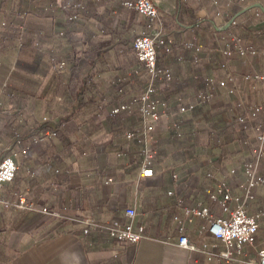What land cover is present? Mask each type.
I'll return each instance as SVG.
<instances>
[{"label":"crops","instance_id":"crops-1","mask_svg":"<svg viewBox=\"0 0 264 264\" xmlns=\"http://www.w3.org/2000/svg\"><path fill=\"white\" fill-rule=\"evenodd\" d=\"M68 1L67 12L59 0H4L0 11V22L27 17L28 38L37 44L19 48L12 32L0 30V108L13 112L8 118L17 119L12 128L8 120L2 121L0 129L5 126L9 134L14 133L18 147L31 144L16 159L14 179L2 187L0 264H246L258 260L251 246L229 261L208 258L200 244L207 242L211 248L218 242L202 229L212 217L228 215L222 210L217 184L223 181L232 195L242 199L244 163L252 162L264 176V153L258 154L256 139L260 133L264 137L261 116L253 129L244 130L236 121L237 98L249 105L264 103V0H153L158 8L156 27L169 44L167 51L157 47V69L168 68L172 76L168 82L156 79L155 86L161 83L160 95L173 113L164 114L148 133L154 154L149 176L140 172L144 137L139 118L124 113L121 126L106 119L117 100L118 81L125 85L120 102L144 88L146 72L133 63L135 55L127 44L148 30L146 19L127 8L125 0ZM26 7L30 12L17 16ZM10 11L16 15L8 16ZM92 43L99 51L107 49L108 63L99 57L91 68L83 66L73 77L74 52L81 54ZM237 45L257 52L230 56L223 66L222 50ZM49 61H56L57 71ZM89 70L93 73L86 79ZM229 72L234 73L231 81L225 86L216 83ZM230 84L234 92L227 91ZM83 85L89 86L94 105L76 106L80 99L70 87ZM198 93L211 98L200 101ZM191 100L196 104L193 109L176 112ZM44 120L59 125L61 138L29 142ZM129 131L135 136L128 137ZM206 189L217 197L211 199ZM19 197L32 205L14 206ZM198 202L208 207L209 214L182 222L183 232L196 245L191 249L179 245L181 231L174 216L184 219L183 207ZM126 206L136 209L133 223L144 226L137 243L114 239L106 230L113 219L130 221ZM243 206L247 213L258 215L255 247H264V183Z\"/></svg>","mask_w":264,"mask_h":264},{"label":"built area","instance_id":"built-area-1","mask_svg":"<svg viewBox=\"0 0 264 264\" xmlns=\"http://www.w3.org/2000/svg\"><path fill=\"white\" fill-rule=\"evenodd\" d=\"M123 4L130 9L135 10L146 19V27L148 30L142 31L134 35L132 39V48L134 50L136 58L142 62L144 70L146 72V82L144 88L130 101L121 102L119 105L113 108V112L121 110H127L132 112L135 105L138 106L140 113V122L142 125V134L144 139L143 148V160L141 164V175H152L153 169L151 166V156L153 149L148 143V133L154 131L156 122L167 113H173L171 111L170 104L160 95L159 90L155 86V80L161 78L163 81L168 82L172 76L168 68L163 69L161 72L157 69V47L163 45L167 41L166 35L160 28L156 27L158 20V8L153 0H125ZM68 0H59V6L68 11L70 7ZM44 9H48V5L44 6ZM0 6V11H1ZM24 16V13L21 14ZM74 17V15H69ZM4 23V21H2ZM20 29H22L20 25ZM20 44V37L17 38ZM169 49V48H168ZM167 49V50H168ZM255 49L249 48L244 45H237L232 49L222 50V65H226V59L230 56H243L248 53H256ZM264 54V51H262ZM234 73L229 72L224 79L216 81L217 84L225 86L227 81L233 79ZM245 78H249L250 75H244ZM258 77V76H257ZM212 82V80H211ZM214 82V81H213ZM228 92H234L235 86L230 84L227 86ZM211 98L210 94L198 93L197 99L200 101H206ZM195 105L192 100L186 104H181L177 108L176 112H185L191 110ZM236 106L238 112L236 115V121L240 124L242 129L255 128V120L260 115L261 121L264 126V103L249 105L241 97L237 98ZM50 134V132H49ZM126 135L130 137L132 133L126 132ZM258 142V154L264 153L263 141L264 137L260 133L256 136ZM29 145H23L21 147L10 148L8 152L0 156V201L2 200V187L4 184L9 183L15 177V172L18 168L16 159L20 154H26ZM235 169H231L233 172ZM176 178V174H173ZM264 183V176L259 173L252 162H245L243 165V179L240 183L244 190L242 199L238 195H232L230 188L226 183L220 181L217 184L216 192L221 193L220 204L223 211H226V216L212 217L209 224L203 227L202 231L207 235L213 237L216 243H213L211 248L207 242H202L200 247L208 254V258L218 256L226 260L232 261L235 255L243 253L245 246H251L255 248L258 260L250 264H264V247H255V234L258 229V215L249 214L244 209V202L254 196V189ZM207 195L211 199L217 197L216 192L206 189ZM172 194V191H168ZM228 200L234 201V206L230 207L227 203ZM180 203L181 200L178 199ZM31 203H26L24 197H19L18 202L14 203L16 207H30ZM184 219L179 216H174V219L178 222V229L181 231L178 236L179 245L187 248H195L196 245L192 243L188 236L183 232V220L192 221L194 215H208V207L202 205L200 202L196 206H184ZM46 211V208H43ZM264 213V206L262 209ZM137 214L136 209L132 206L125 207V215L129 217L128 223H123L119 219L111 220L106 226V230L109 235L119 241L128 243H137L144 234V226L140 223L134 224L133 218ZM84 222L91 223L90 218H85ZM86 230V229H85Z\"/></svg>","mask_w":264,"mask_h":264},{"label":"trees","instance_id":"trees-1","mask_svg":"<svg viewBox=\"0 0 264 264\" xmlns=\"http://www.w3.org/2000/svg\"><path fill=\"white\" fill-rule=\"evenodd\" d=\"M3 1L4 0H0L1 9L3 8L2 7ZM27 1L29 2V0H27ZM29 12H30V9L28 7H26V8H23L22 11L18 12L17 16H20L22 13H24V15H27ZM26 20H27V17H21L20 16V17H18V20L16 22H14V23L12 21L8 22L7 19H3L0 22V30H4L5 29V30H8L9 32H12L13 38L15 40H17V38L20 37L19 48H23V47H25L26 45H29V44L33 45V47H35L37 45L35 39L33 40V39H29L28 38V30H27V26H26L27 25L26 24ZM2 21H4V23H2ZM20 25H21L22 29H20ZM127 46L129 48H132V42H131V44L128 43ZM162 46H163V51H167V49L169 48V44L168 43H165ZM99 48L100 47H98V46L94 45V43H92L81 54H77V53L74 52V54H73V56L71 58V61H72L71 69H73V70H71V74L73 75V77L77 76L78 72L81 71V67L85 66V67L91 68L94 65V62L96 61V59L99 58V57L101 58L102 63H104V64L108 63L109 59H108V54H107L108 51H107V49H102V50L100 49V51H99ZM133 52H134V50H133ZM134 55H135V53H134ZM49 56H51V55H49ZM40 60H43V59L40 58ZM18 62H19V58L16 59L15 63L17 64ZM55 62L56 61L50 62V65L54 68V71H57L56 67L54 66ZM133 63H135V64L138 63V66H140V67H142L144 69L142 62H140L136 58V56H135V59H134ZM28 64H29V62L27 61V65ZM13 72H14L13 70L10 72L8 78L12 77ZM144 72H145V70H144ZM92 73L93 72H91V70L87 71V73L85 75L86 79H88V78L90 79V77L92 76L91 75ZM87 82H88V80H87ZM83 83H86V81H84ZM139 83H141L143 85L142 81H140ZM6 86H7V82L5 83V86L3 87V89H6ZM70 88H71V90L74 89L73 91L76 92L75 93L76 97H79V99H80L76 103L77 104L76 106L84 105V106L88 107V106H91V104L94 105V103L89 100L90 96L88 95V91H87L89 86H84V85L80 86V87L79 86L78 87L71 86ZM114 88H115V90L117 92V97H116L117 100H116V103L114 104V106L110 108L109 113L106 114V119H107V121H109L110 123H112L114 125L121 126L122 122H123V116L122 115L124 113L129 112V111L121 110V111H118V112H113V108L121 103L120 101H118V98H119L120 94H123L125 85H124V83L122 81H118L116 83V85H114ZM139 92H136V93H133L132 95H130L127 98V100H125V102L126 101H130ZM195 105H194V107H195ZM131 113L135 114L140 120V113H139L137 105H135V108H134V110ZM16 120L17 119L10 117L8 119V126L10 128H12L13 125H14V122H16ZM173 125H175V124H173ZM173 125L171 124V126H173ZM38 128H40V129H38L36 131V133L31 134L29 142L33 143V142L41 140L42 138H45L47 136H50L48 138H51V137L61 138V136H62V133H61L62 131L59 130V125L54 124V123L50 122L49 120H44V121L40 122L38 124ZM46 130H48L50 132V134H48V135L45 134ZM129 132L132 133V135L130 137L135 136V132L134 131H129Z\"/></svg>","mask_w":264,"mask_h":264},{"label":"rangeland","instance_id":"rangeland-1","mask_svg":"<svg viewBox=\"0 0 264 264\" xmlns=\"http://www.w3.org/2000/svg\"><path fill=\"white\" fill-rule=\"evenodd\" d=\"M16 13L15 12H9V15L10 17H13L15 16ZM146 82V79L143 78V83L145 84ZM161 84V83H160ZM156 85V88L157 90H160V87L162 85ZM13 112H5V111H2V109L0 108V124L2 123V121H5V120H8L9 118V115L12 114ZM6 125V124H5ZM4 127V128H3ZM1 129H0V156H2L3 154H5L6 152L9 151L10 148H16L18 147L14 142H13V138H14V134H9L8 130L5 129V126H3ZM2 132V133H1ZM154 157V154H153V151H152V156H151V159ZM257 260H254V261H248L246 264H250L252 262H256Z\"/></svg>","mask_w":264,"mask_h":264}]
</instances>
